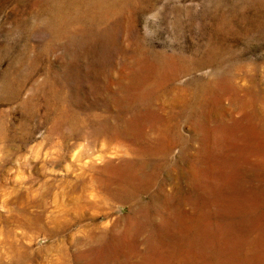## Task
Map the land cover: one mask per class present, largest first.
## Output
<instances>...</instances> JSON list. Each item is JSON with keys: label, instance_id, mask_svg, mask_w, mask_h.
Here are the masks:
<instances>
[{"label": "rangeland", "instance_id": "374dc122", "mask_svg": "<svg viewBox=\"0 0 264 264\" xmlns=\"http://www.w3.org/2000/svg\"><path fill=\"white\" fill-rule=\"evenodd\" d=\"M0 264H264V0H0Z\"/></svg>", "mask_w": 264, "mask_h": 264}]
</instances>
